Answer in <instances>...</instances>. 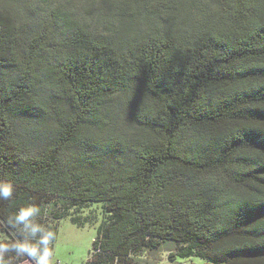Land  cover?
<instances>
[{"label": "trees", "instance_id": "trees-1", "mask_svg": "<svg viewBox=\"0 0 264 264\" xmlns=\"http://www.w3.org/2000/svg\"><path fill=\"white\" fill-rule=\"evenodd\" d=\"M0 182V243L101 203L87 264H264V0H0Z\"/></svg>", "mask_w": 264, "mask_h": 264}, {"label": "rangeland", "instance_id": "rangeland-1", "mask_svg": "<svg viewBox=\"0 0 264 264\" xmlns=\"http://www.w3.org/2000/svg\"><path fill=\"white\" fill-rule=\"evenodd\" d=\"M59 208L51 203L45 212L49 217L48 222H53L50 212ZM102 204L92 203L77 213L81 219H88L90 223L80 227L72 222L71 217L60 219L57 224V236L53 246V264H87L92 250L93 240L97 229L103 220ZM76 214V208L72 210ZM56 224L54 226H56ZM168 251H146L140 258V264H170ZM178 263L202 264L203 260L193 257L190 259H178Z\"/></svg>", "mask_w": 264, "mask_h": 264}, {"label": "clouds", "instance_id": "clouds-1", "mask_svg": "<svg viewBox=\"0 0 264 264\" xmlns=\"http://www.w3.org/2000/svg\"><path fill=\"white\" fill-rule=\"evenodd\" d=\"M14 187L11 183L0 182V199H10L13 196ZM40 209L30 205L21 208L8 223L14 228L25 233V238L12 244L0 243V264H8L5 260L9 252H15L17 257H27L31 264H53V250L49 247L55 239V233L46 229L34 218Z\"/></svg>", "mask_w": 264, "mask_h": 264}]
</instances>
